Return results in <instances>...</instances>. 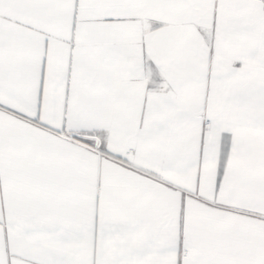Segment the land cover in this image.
<instances>
[{
  "label": "crops",
  "instance_id": "0c3cea01",
  "mask_svg": "<svg viewBox=\"0 0 264 264\" xmlns=\"http://www.w3.org/2000/svg\"><path fill=\"white\" fill-rule=\"evenodd\" d=\"M262 2L0 0V264H264Z\"/></svg>",
  "mask_w": 264,
  "mask_h": 264
},
{
  "label": "built area",
  "instance_id": "2783aa9c",
  "mask_svg": "<svg viewBox=\"0 0 264 264\" xmlns=\"http://www.w3.org/2000/svg\"><path fill=\"white\" fill-rule=\"evenodd\" d=\"M195 118H196L197 121L201 122V130H202V133H203V134L207 133V132L210 130V127H211V123H210V121L206 120V119L203 117L202 113H197V114L195 115ZM132 152H133V151H129V152H128V155L132 154ZM186 254H187L186 251H183V252H182V256H183V257H185Z\"/></svg>",
  "mask_w": 264,
  "mask_h": 264
},
{
  "label": "rangeland",
  "instance_id": "374dc122",
  "mask_svg": "<svg viewBox=\"0 0 264 264\" xmlns=\"http://www.w3.org/2000/svg\"><path fill=\"white\" fill-rule=\"evenodd\" d=\"M262 3H263V6H264V0H263V2H262ZM210 40H212V38H210Z\"/></svg>",
  "mask_w": 264,
  "mask_h": 264
}]
</instances>
